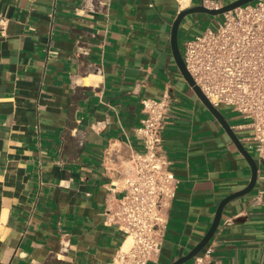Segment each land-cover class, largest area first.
<instances>
[{"label":"crops","instance_id":"1","mask_svg":"<svg viewBox=\"0 0 264 264\" xmlns=\"http://www.w3.org/2000/svg\"><path fill=\"white\" fill-rule=\"evenodd\" d=\"M233 1L0 0V264L114 261L125 235L106 222L105 207L123 195L131 155L144 149L142 100L167 90L163 148L180 181L161 250L147 264H171L201 240L252 166L184 77L171 31L185 8ZM208 15L183 19L181 49L196 23L223 19ZM217 108L258 176L224 206L204 249L215 264H264V164L249 119Z\"/></svg>","mask_w":264,"mask_h":264},{"label":"built area","instance_id":"2","mask_svg":"<svg viewBox=\"0 0 264 264\" xmlns=\"http://www.w3.org/2000/svg\"><path fill=\"white\" fill-rule=\"evenodd\" d=\"M182 54L195 84L215 107L230 106L249 119L251 146L264 159V0L227 11L217 26L186 38ZM170 100V90L159 99L142 100L144 149L131 155L120 184L123 195L105 207L106 222L125 235L111 264H147L161 250L180 181L163 148ZM211 251L203 249L189 264H215Z\"/></svg>","mask_w":264,"mask_h":264},{"label":"water","instance_id":"3","mask_svg":"<svg viewBox=\"0 0 264 264\" xmlns=\"http://www.w3.org/2000/svg\"><path fill=\"white\" fill-rule=\"evenodd\" d=\"M254 0H235L233 2H230L228 4L219 6V7H209L205 5L204 3L190 6L188 8L183 9L182 11L179 12L175 20L173 21L172 25V31H171V44H172V51L174 58L183 73L184 77L186 80L189 82V84L194 88L196 91V94L199 96V98L202 100V102L210 109V111L218 118V120L223 124V126L226 128L228 133L231 135L233 138L234 142L237 144L238 148L241 150V152L244 154V156L247 158V160L250 162L252 166V177L249 182V184L242 190H239L237 192H234L233 194L227 196L224 198L217 209L216 215L214 217V220L206 232V234L201 238V240L185 255H182L179 257L177 260L173 261L171 264H185L186 262L190 261L194 256H196L198 253H200L210 242L212 237L214 236L215 232L217 231V228L220 224V221L222 219V212L224 206L233 198L243 195L249 191H251L257 181V176H258V164L256 159L253 157V155L244 147V145L241 143L233 129L231 128L230 124L228 121L225 119L221 111L215 107L210 100L206 97V95L202 92V90L195 84V81L191 74L189 73L184 57L182 54V49L180 48L179 44V30L181 23L183 19L192 13H198V12H205L211 15H222L226 13L227 11H230L238 6H241L243 4L249 3ZM262 163L264 164V159H262Z\"/></svg>","mask_w":264,"mask_h":264},{"label":"rangeland","instance_id":"4","mask_svg":"<svg viewBox=\"0 0 264 264\" xmlns=\"http://www.w3.org/2000/svg\"><path fill=\"white\" fill-rule=\"evenodd\" d=\"M210 18H215V17H218V16H220V15H211V14H209L208 15ZM209 26V25H212V24H209V22L207 23V24H204L202 21L201 22H198V23H196V33H200V32H202L203 31V29L204 28H206L207 26ZM218 25V22H214V24L212 25L213 27H215V26H217ZM185 37H191V35H188V36H185ZM185 37H183V38H185ZM183 41H182V39H181V43H182Z\"/></svg>","mask_w":264,"mask_h":264},{"label":"bare ground","instance_id":"5","mask_svg":"<svg viewBox=\"0 0 264 264\" xmlns=\"http://www.w3.org/2000/svg\"><path fill=\"white\" fill-rule=\"evenodd\" d=\"M189 0H182L183 4L188 3ZM130 241H127V243L124 245V248H126L129 245Z\"/></svg>","mask_w":264,"mask_h":264}]
</instances>
